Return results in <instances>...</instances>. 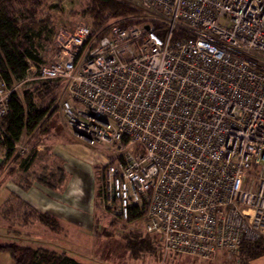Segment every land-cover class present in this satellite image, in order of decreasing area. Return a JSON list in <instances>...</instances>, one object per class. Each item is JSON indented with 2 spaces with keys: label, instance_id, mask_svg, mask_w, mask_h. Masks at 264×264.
Instances as JSON below:
<instances>
[{
  "label": "built area",
  "instance_id": "obj_1",
  "mask_svg": "<svg viewBox=\"0 0 264 264\" xmlns=\"http://www.w3.org/2000/svg\"><path fill=\"white\" fill-rule=\"evenodd\" d=\"M114 1L156 24L78 25L26 73L60 87L76 139L119 154L100 190L113 217L164 257H235L264 240V0ZM26 81L0 72V120Z\"/></svg>",
  "mask_w": 264,
  "mask_h": 264
},
{
  "label": "rangeland",
  "instance_id": "obj_2",
  "mask_svg": "<svg viewBox=\"0 0 264 264\" xmlns=\"http://www.w3.org/2000/svg\"><path fill=\"white\" fill-rule=\"evenodd\" d=\"M40 2L41 5L38 8L36 19L37 21L46 19V21L42 26L34 30V32H31V34H33L32 42L34 56L39 60V64L53 57L55 53V42L60 35L63 34L66 36L72 33L73 29L78 25H86L93 34H100L102 31H107L112 26H121L128 21L139 25L146 23L153 27L156 24L150 18L135 9H133L134 15L127 19H110L107 13H104L97 19L96 12H94V8L97 4L92 0H40ZM102 9H104V7H102ZM94 22H96L98 28L94 27ZM133 25L135 24H130L128 26ZM29 67L36 69V66L33 64H30ZM25 78L27 81L20 84L17 89L18 96L22 95L23 92L27 90L33 91L35 89L36 91L39 87L46 84L32 80L35 78L33 70H29L25 74ZM48 85L50 88H54V101L51 102L46 96H43V98L36 97V99H34L36 106L41 108L49 106L46 118L43 119L44 122L42 121L40 123L31 139L28 138L30 133L28 134L25 132L23 134L21 143H18L17 148H15V159L12 160L11 165L4 167V170H0V187H2L1 184L4 177L14 172L20 173L21 169L27 164L29 158L35 154L37 148L43 145L38 144L41 141L40 137L47 132L48 123L53 120V117L54 135H57V139H54V145L64 143L60 141V138L64 137L63 130L71 132L66 126L65 118L59 107L58 98L60 95V87L58 85ZM48 91L50 93L52 92L49 88ZM48 116H50L49 119ZM74 143L79 144L82 148V150L75 148L77 160L81 161V163L83 162L86 171L89 170V173H87L82 169V180L86 181L88 178L92 179L96 183L94 187L100 188L105 184L103 175L105 164L112 162L115 156H119V154L114 148H97L94 145L88 146L86 143L76 138ZM46 144L48 147L50 141L46 142ZM42 149H45L44 146L41 147V150ZM0 190V243L2 244L14 242L32 249L42 248L55 253H65L81 264H264V256L250 262L247 261V258L239 259L238 255V257L228 258L223 253L215 254L207 261H199L188 256L169 255L164 257L163 253L161 252L160 255V250L158 252L157 248L151 243L149 252L131 254L127 248L129 242L131 244L140 240L149 242L146 239H149V237L143 232L144 223L141 220L129 223L118 221L102 205L100 192L96 202V220L91 238L87 236L84 241H64L61 240L60 235H56L55 233L47 232L43 235H35V233L32 234L27 231H24V235L21 233L18 237V235L13 232L12 228H15L18 219L15 217L20 216L22 209L19 208V205L12 203L9 205L11 206L9 213L12 214L9 217L10 219H8V217L3 218L4 213H2V211L5 212L3 195L5 191H3L2 188ZM14 218L16 221H14ZM10 222L13 223L11 224ZM66 236L68 239H72L73 236L77 237L72 232L68 233ZM130 239L131 241H129Z\"/></svg>",
  "mask_w": 264,
  "mask_h": 264
},
{
  "label": "trees",
  "instance_id": "obj_3",
  "mask_svg": "<svg viewBox=\"0 0 264 264\" xmlns=\"http://www.w3.org/2000/svg\"><path fill=\"white\" fill-rule=\"evenodd\" d=\"M92 1L98 6L94 8L97 19L104 13H107L109 18L114 20L127 19L134 15L132 8L114 0ZM40 5V0H0V72L2 79L8 86L23 79L30 64L35 65L36 68L39 66V60L34 56L33 34L31 32H34L46 21V19H40L39 21L36 19ZM94 23V27L98 28L96 22ZM130 24L139 25L128 21L121 26L127 27ZM155 31L159 34L162 33L158 28ZM105 33L106 30L102 31L99 36ZM48 86V84H45L36 91L35 89L24 91L20 96L17 94L11 95L8 103V113L0 120L6 135L4 140L0 141V148L5 149L6 160L12 158L13 147L19 142L22 134L33 132L46 117L49 106L43 108L36 106L34 99L46 96L51 102L54 101V88ZM48 88L51 89V93ZM1 169L2 167H0ZM30 215H35L40 223L49 229L55 230L57 228L54 219L50 215L34 212H31ZM146 236L149 237V239L146 238L149 242L145 240L137 241L134 244L129 242L128 251L131 254L149 252L151 243L157 248L158 252L160 250L161 255L160 243L157 238L150 235ZM0 253H7L14 264H81L65 253H55L42 248L32 249L14 242L0 243ZM238 256L239 259L247 258V261L250 262L264 256V240L242 243L239 247Z\"/></svg>",
  "mask_w": 264,
  "mask_h": 264
},
{
  "label": "crops",
  "instance_id": "obj_4",
  "mask_svg": "<svg viewBox=\"0 0 264 264\" xmlns=\"http://www.w3.org/2000/svg\"><path fill=\"white\" fill-rule=\"evenodd\" d=\"M35 130L28 133V138L33 137ZM23 134L18 143H21ZM63 134L64 137H61L60 141L64 143L54 145L57 135H54L53 117L48 123L47 132L40 137L41 141L38 144L43 145L37 148L20 173L14 172L2 179L0 189L5 191L3 218L10 219L12 214L9 213L11 208L9 205L12 203L22 209L20 216L15 217L18 218L15 228H12L18 237L21 233L24 235V231L35 235L55 233L60 235L61 240L74 242L84 241L87 236L92 237L96 220V202L102 186L94 187L96 183L89 178L86 181L82 180L81 173L83 171L89 173L83 162L76 158L75 148L81 150L82 148L74 143L75 138L71 132L63 130ZM49 141L50 145L47 147L46 142ZM43 146L45 149L41 150ZM14 159L12 156L11 159L6 160L5 149L0 148L1 170L11 165ZM31 212L50 215L57 228L55 230L47 228L35 215H30ZM70 232L77 237L68 239L66 235ZM0 264L14 263L7 253H0Z\"/></svg>",
  "mask_w": 264,
  "mask_h": 264
},
{
  "label": "water",
  "instance_id": "obj_5",
  "mask_svg": "<svg viewBox=\"0 0 264 264\" xmlns=\"http://www.w3.org/2000/svg\"><path fill=\"white\" fill-rule=\"evenodd\" d=\"M148 28L147 27H145V30H147Z\"/></svg>",
  "mask_w": 264,
  "mask_h": 264
}]
</instances>
